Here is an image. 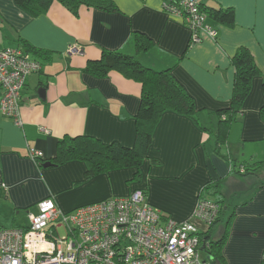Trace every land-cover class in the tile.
<instances>
[{
  "label": "crops",
  "instance_id": "obj_1",
  "mask_svg": "<svg viewBox=\"0 0 264 264\" xmlns=\"http://www.w3.org/2000/svg\"><path fill=\"white\" fill-rule=\"evenodd\" d=\"M113 1L116 11L81 5L74 13L55 0L45 12L32 15L15 0H0V48L30 49L42 64L21 93L23 124L0 113V229L27 226L28 213H37L38 203L50 197L71 211L136 189L146 191L164 215L185 221L192 217L202 187L217 181L225 208L219 235H214L217 225L211 235L214 240L226 237L220 252L224 264H264V179L255 167L248 174L235 172L222 156L229 152L237 163L260 155L264 159V0H199L204 8H232L234 23L208 17L218 38L193 46L188 27L163 9L164 0ZM136 32L151 39L149 50L137 51ZM71 45L83 51L70 54ZM240 47L251 51L262 73L252 80L227 142L217 152L218 111L231 104L232 58ZM104 50L133 56L155 70L170 69L192 96L198 122L164 112L152 130L139 177L136 168L94 174L80 160L38 167L29 148L53 158L64 137L87 135L133 146L142 83L117 69L103 76L85 71Z\"/></svg>",
  "mask_w": 264,
  "mask_h": 264
},
{
  "label": "built area",
  "instance_id": "obj_2",
  "mask_svg": "<svg viewBox=\"0 0 264 264\" xmlns=\"http://www.w3.org/2000/svg\"><path fill=\"white\" fill-rule=\"evenodd\" d=\"M163 9L182 18L191 46L218 38L199 0H164ZM82 51V46L71 45L67 52ZM41 68L22 47L0 48V112L18 125L23 124L22 90L28 76ZM29 157L36 162L45 155L31 147ZM38 209L28 213L27 226L0 229V264H209L202 257L199 234L218 218L221 204L199 196L192 217L177 221L136 189L71 211L50 197Z\"/></svg>",
  "mask_w": 264,
  "mask_h": 264
},
{
  "label": "trees",
  "instance_id": "obj_3",
  "mask_svg": "<svg viewBox=\"0 0 264 264\" xmlns=\"http://www.w3.org/2000/svg\"><path fill=\"white\" fill-rule=\"evenodd\" d=\"M54 1L15 0L19 6L26 9L32 15L45 12ZM57 1L67 6L74 13L77 12L81 5L107 11H116L118 9L113 0ZM201 9L208 17L221 24L233 25L234 23V10L232 8L209 9L204 8L202 5ZM133 40L137 51L144 52L152 47L151 39L143 33L136 32ZM24 50L29 53L32 51L26 48ZM30 55L32 56V53ZM232 63L236 68L233 95L230 106L218 111L220 120L218 129L215 132L214 148L217 152L218 149L224 148L227 142L232 123L237 120L246 98L251 92L252 80L262 73L247 47H240L238 49L232 58ZM113 69H117L126 77L136 79L142 83V100L136 114V134L133 146H123L117 142L108 144L87 135L64 137L58 143V154L53 158L37 159L36 164L38 167H46L45 164L47 162H50L51 166H54L61 165L69 160H80L85 162L89 168V172L94 174L115 169L136 168L135 175L139 177L141 164L148 156V151L153 141L152 130L164 112L174 111L178 114L191 117L198 122L192 96L174 77L170 69L155 70L144 66L133 56L118 51L104 50L100 59L89 61L85 71L103 76ZM260 116L264 122V104L260 109ZM222 156L228 159L232 170L241 174H248L251 172L252 167L258 169L263 164V161L257 162V164L256 162L254 164L237 163L229 152L226 154L222 153ZM240 166L244 167V172L240 171ZM144 192L146 193V191ZM218 192L219 182L216 181L207 183L199 193L200 197H211L221 204L218 218L209 229L201 231L199 234L202 257L209 264H224V259L220 252L226 237L223 236L214 240L211 235L213 229L220 221L225 208V200L217 195Z\"/></svg>",
  "mask_w": 264,
  "mask_h": 264
},
{
  "label": "rangeland",
  "instance_id": "obj_4",
  "mask_svg": "<svg viewBox=\"0 0 264 264\" xmlns=\"http://www.w3.org/2000/svg\"><path fill=\"white\" fill-rule=\"evenodd\" d=\"M261 160H264L262 155H260L259 158H256L255 160H252V161L249 159L248 163H253L254 161H256V164H257V162H260ZM256 167H258V165H256ZM258 172L261 173V178L264 179V165L258 168ZM22 217L24 218V221L27 220V214H23ZM202 226L204 227L203 224H202ZM221 227H222V223H218L217 227L215 229V232H214L215 236L219 235L220 232H218V231L221 229ZM63 234H65V231L64 230L60 231V235H63Z\"/></svg>",
  "mask_w": 264,
  "mask_h": 264
},
{
  "label": "water",
  "instance_id": "obj_5",
  "mask_svg": "<svg viewBox=\"0 0 264 264\" xmlns=\"http://www.w3.org/2000/svg\"><path fill=\"white\" fill-rule=\"evenodd\" d=\"M39 92L41 93V95L42 96H44V92H45V89L44 88H41L40 90H39ZM52 164L50 163V162H47L46 164H45V166L47 167V166H51ZM211 258V257H210Z\"/></svg>",
  "mask_w": 264,
  "mask_h": 264
}]
</instances>
